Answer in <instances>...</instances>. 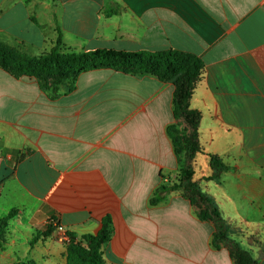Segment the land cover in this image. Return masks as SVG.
Masks as SVG:
<instances>
[{
  "label": "crops",
  "instance_id": "obj_1",
  "mask_svg": "<svg viewBox=\"0 0 264 264\" xmlns=\"http://www.w3.org/2000/svg\"><path fill=\"white\" fill-rule=\"evenodd\" d=\"M58 40L62 53L198 57L190 107L204 154L176 155L168 128L192 129L175 118L173 82L105 68L52 99L0 68V216L17 211L0 264H66L63 236H95L107 217V264H235L184 190L151 204L188 165L228 238L264 264V0H0V43L40 57ZM209 155L229 169L216 180ZM50 220L58 228L45 237Z\"/></svg>",
  "mask_w": 264,
  "mask_h": 264
},
{
  "label": "trees",
  "instance_id": "obj_2",
  "mask_svg": "<svg viewBox=\"0 0 264 264\" xmlns=\"http://www.w3.org/2000/svg\"><path fill=\"white\" fill-rule=\"evenodd\" d=\"M62 42L58 40L56 48L50 53L40 57H32L22 52L12 51L7 53L6 44L0 43V68L9 70L16 78L37 79L43 90L52 99L73 92L78 78L93 70L110 68L132 75H151L162 81L173 82L176 86L174 98L175 118H183L192 129V136L186 137L177 127L168 128V133L173 140L176 155L179 158L187 153L190 157L204 154L198 138L197 130L201 121V113L192 110L190 101L194 90L202 78L203 63L191 54L167 50L160 52H122L115 50H95L83 53H62ZM0 156L2 154L0 152ZM211 167L215 170L208 180H216L226 172L228 167L219 157L209 155ZM194 172L190 165L180 168L175 180L170 184H163L151 204L156 205L164 201L169 194L184 190L189 201L200 208L202 221L212 220L215 223L213 246L220 250L224 245L235 264H257L251 255L239 248L228 238V229L225 222L213 204L212 200L204 195L193 182ZM165 179V178H164ZM17 215L11 211L6 217L0 216V242H4L9 230V222ZM111 219L107 217L103 222L101 231L93 236L86 235L78 240L73 234H67L70 243L67 246L66 264H107L102 249L108 242L111 234ZM58 224L50 220L46 226L45 237L50 236ZM24 264V263H23Z\"/></svg>",
  "mask_w": 264,
  "mask_h": 264
},
{
  "label": "built area",
  "instance_id": "obj_3",
  "mask_svg": "<svg viewBox=\"0 0 264 264\" xmlns=\"http://www.w3.org/2000/svg\"><path fill=\"white\" fill-rule=\"evenodd\" d=\"M1 161H2V158L0 157V163H1ZM175 177H176V175L174 177H166L164 179V183L165 184H170L173 180H175ZM63 241L66 242V243H69L70 239H69V237L67 235H64L63 236Z\"/></svg>",
  "mask_w": 264,
  "mask_h": 264
},
{
  "label": "rangeland",
  "instance_id": "obj_4",
  "mask_svg": "<svg viewBox=\"0 0 264 264\" xmlns=\"http://www.w3.org/2000/svg\"><path fill=\"white\" fill-rule=\"evenodd\" d=\"M6 48H7V53L9 55H11V52L12 51H17V52H22V53H25L23 52L20 48L16 47V46H11V45H8L6 44ZM26 54V53H25ZM1 157V156H0ZM61 235L57 234V238H59Z\"/></svg>",
  "mask_w": 264,
  "mask_h": 264
}]
</instances>
